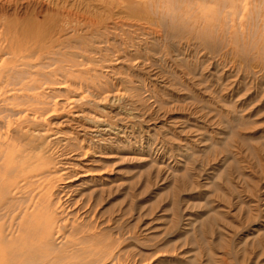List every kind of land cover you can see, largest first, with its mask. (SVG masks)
<instances>
[{
	"label": "rangeland",
	"instance_id": "374dc122",
	"mask_svg": "<svg viewBox=\"0 0 264 264\" xmlns=\"http://www.w3.org/2000/svg\"><path fill=\"white\" fill-rule=\"evenodd\" d=\"M17 45L35 89L7 80ZM0 70V187L38 155L83 255L264 264V0H0ZM81 112L117 136L82 138Z\"/></svg>",
	"mask_w": 264,
	"mask_h": 264
},
{
	"label": "bare ground",
	"instance_id": "6f19581e",
	"mask_svg": "<svg viewBox=\"0 0 264 264\" xmlns=\"http://www.w3.org/2000/svg\"><path fill=\"white\" fill-rule=\"evenodd\" d=\"M13 46L14 45H11V48ZM23 48H24V45L23 46L17 45V47L15 46V50L10 54L11 55L10 61L12 64L11 67H12V70L15 71V73L12 74L11 77L8 78L7 80L9 84L15 87L20 86L23 89L31 90V89H35L34 84H31L30 82L25 83L24 82L26 78L25 74L23 72H19L17 67H19L18 65L20 64L30 66L31 65L30 62H27V61L20 62V59L22 57L26 58V57L34 56V51L29 48H26V49H23ZM80 100L81 99H78V100L76 99V102H80ZM71 121L72 122L74 121V124L76 125V127H79L77 129L78 134L80 133V136L82 138L86 137L90 141L94 140L93 144L96 142V143H101L102 145V141L104 142V140H112L115 138L113 135H116V134H114L111 126H109L103 120H92V118H88L86 116V113H83V112L77 113L76 117H74L73 120H70V122ZM81 133H84V134H81ZM34 134L36 135V132ZM37 135L39 137L38 133ZM89 140H87V142ZM108 144L106 143V145ZM37 156L34 158V161L30 163L23 162V163L15 165L10 170V172H8V174L10 175L14 174L15 181L12 184H9L6 186H3L4 185L3 184L1 186L3 190L0 193V196H4V197L2 201L0 200V264H98L100 263L104 256L102 252L98 253V251L96 252V251L90 250V251H93V253H90L88 255H83V248L85 247L86 243L83 242V231H80L79 229H78L79 231H77V229L75 228L78 224L76 225L75 223L74 225L73 223L74 225L72 229L73 231L71 230L72 232L70 231L71 233L68 234L66 231V229L68 228V225L64 223H60L61 220L59 219L61 217L59 219H57L56 217L59 206H56V204L48 197L47 192L43 191L44 189H42L39 192H35L36 189L32 187L33 182L29 181V179H33L34 177L39 176L38 174H35L34 171H32L33 167H35L38 164V161L41 162L40 158H38ZM59 160H61V158ZM48 164L49 163H47V165ZM8 182H11V181H8ZM98 187L95 190H98ZM108 188L110 189L111 186ZM114 188H111L110 192H113ZM78 192L80 193V191ZM17 194H22V197H20L19 199L10 197L11 195L14 196ZM82 195L83 194H81L80 196ZM90 202H89V205H90ZM66 206L68 205L66 204ZM71 213L72 211L70 212V214ZM91 234L92 233H90V235ZM92 241L94 243V240ZM113 252L115 253L114 250ZM106 260L108 261V259ZM112 260L114 261V259ZM119 262L120 261H118V263Z\"/></svg>",
	"mask_w": 264,
	"mask_h": 264
}]
</instances>
